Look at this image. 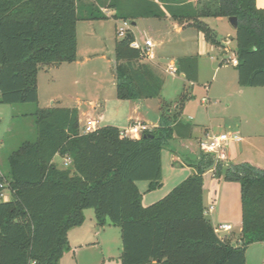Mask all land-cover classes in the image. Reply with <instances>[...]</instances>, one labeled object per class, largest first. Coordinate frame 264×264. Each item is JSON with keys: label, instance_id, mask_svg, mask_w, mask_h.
<instances>
[{"label": "trees", "instance_id": "obj_1", "mask_svg": "<svg viewBox=\"0 0 264 264\" xmlns=\"http://www.w3.org/2000/svg\"><path fill=\"white\" fill-rule=\"evenodd\" d=\"M112 13L108 15L107 13ZM169 18L191 24L220 47L207 18H236V70L241 87L264 88V8L256 0H0V103L36 106L37 137L9 156L0 176V264H59L70 249L68 232L94 210L97 225L121 229L120 264H246L251 244L264 243V170L250 162L225 164L200 153L193 176L148 207L137 182L162 185V150L174 137H192L194 125L164 104L160 125L132 139L118 127L82 133L76 108H38L39 70L78 59L80 20ZM133 31L116 41L114 75L121 100L160 98L162 80L138 62ZM199 58H180L186 81L199 79ZM166 109V111H164ZM70 160L63 169L54 163ZM241 184L240 242L223 240L205 214L203 175ZM3 186V187H2ZM9 190L5 201L2 194Z\"/></svg>", "mask_w": 264, "mask_h": 264}, {"label": "rangeland", "instance_id": "obj_2", "mask_svg": "<svg viewBox=\"0 0 264 264\" xmlns=\"http://www.w3.org/2000/svg\"><path fill=\"white\" fill-rule=\"evenodd\" d=\"M83 1L85 3L94 2V0ZM260 3L262 6H259V8H264V0H260ZM108 14L110 15V13ZM217 20L218 23L215 28L217 30V39L221 45H227V49L224 52V49H221V52L219 50L217 54L219 55L220 53H224V57H226V59L230 61V59L235 56V51L237 49L235 40L236 30L231 27L228 19L219 18ZM83 21L85 20H80L78 22L79 26H77L80 45L82 47L84 46L85 48L87 45L86 49H88L89 51L88 54L92 56L91 62L87 65L88 70H90L91 73H99L97 77L91 76L90 80L93 82V84L96 83V85L108 84L110 81H112L114 74L112 67H114L113 64L116 60V41L122 38L118 36L116 32L117 27H119V25L121 24V21L109 18L108 20L103 22L102 32L104 37L106 38V40L103 41L98 40L97 37L91 40V31L90 28H88V23H85ZM170 22L180 24L173 19ZM149 23L158 24V28L160 31H165L169 28L165 24H163L162 21L160 22V20H144L138 23V25L136 26L131 25L130 30L134 31L136 36L144 41L146 40L144 34L148 35V33L150 32L149 27H152V25H149ZM157 33H159V31H157ZM214 48H216V46H214ZM163 49L168 50L162 47L161 50ZM82 53H84L83 50ZM102 55H106L107 58L109 57L108 59L111 60V62L108 63L104 58H101ZM141 57L139 58L138 62L148 65L151 68L147 58ZM198 58L200 60V57ZM200 62V67L202 68V80L199 82L200 85H197L195 87V96L191 99L192 105H200L202 97L207 96V93L205 91L206 88L210 87V85L212 84V94H215L217 97H222V99L224 98L223 104L221 103L213 107L211 113V120L213 122L211 125L212 131L215 135H219L222 133L228 134L229 132H232V134H234L233 132H235V129H230L229 124H232L234 126L236 124V118L238 121H242L243 132H241V136L245 138L247 143H232L227 153L229 154L230 159L234 161L236 160L235 162H241V160L251 157L256 161L263 163L262 165H264V88L250 87L245 90L246 92L243 96H241L237 92L236 94L232 93V96H228L229 92H234L233 87L236 86L238 89H240L241 87L240 84H238V73L236 67L231 64V61L227 65L223 64V66H226L224 67L226 69H222V71L215 77V79L211 80L212 71L210 66L216 67V63H213V61L210 60L209 56L202 57V60ZM45 67L46 66H44V68ZM162 67L165 68L166 65L162 64ZM160 72L161 73H159L158 76L160 78L162 76L164 77V81L166 80V87L165 89L163 88L164 90L161 93L159 99H150V104L153 105L155 103L157 105V108H159V103V106L163 110L165 108L164 104L166 103L169 105V108L167 109H170L172 111L174 110L176 103L173 102L171 104L170 102L172 99H175L178 102L181 100L182 96L184 95H182L183 87L181 90L177 91V87L175 85H171L168 82L172 81L170 75L167 74L165 70H160ZM43 73L44 72H42V75ZM228 77L231 81L226 84V80ZM47 83L49 84V86H51V88L55 87L53 85V81L51 80L45 83L42 82V87L40 88L41 100L37 105V107L41 109L52 106L51 101L45 103V100L43 99L45 94H47L48 92V89L44 88V85ZM58 86H56V88ZM188 87V90H191V87ZM73 89L72 91L74 92ZM61 92L63 94L59 95L58 97L59 100L62 101V98H66L65 96H67V93L64 92V89H61L60 93ZM65 103L66 102H62L61 105H66ZM35 107L36 106L32 104L25 103L20 105H4L0 103V176L3 175L7 177L10 174L9 156L11 155V153L22 146L25 141H34L36 139L37 126L35 124V117L32 115V113L36 109ZM207 108H210L209 104L204 105V109ZM164 111H166V109ZM223 119L225 122H222ZM192 122L193 120L191 121V123ZM202 129L203 128L201 126L196 125L190 139L183 140L179 138H173L172 140L168 141V144H166V146H164L161 155V186L156 187L153 190H149L150 182H137L138 185L145 184V189H143V185H140L142 189L140 193L142 195V198H145L143 202L144 207L156 204V202L165 198V196H167L176 186L187 180L188 177L193 176L195 170L190 166L183 165L181 162L176 161L175 158L182 160L184 163H188V161H194V156H198L200 154V138L203 140L206 138L202 135ZM250 142L252 144H250ZM190 152L193 153L190 154ZM54 163H56L61 169L65 167L64 159H62L60 156H57L54 159ZM203 178V189L205 194H208L210 191L212 193L218 191V195L220 194L218 202L213 203L215 204V211L214 213L210 214V220H213L216 225H218L219 223L228 222L229 225L233 226V232L236 233L237 237H239L241 234L240 228L243 216L241 206L242 195L240 182L226 181L224 177L213 176L212 173L209 172L204 174ZM9 198L10 192L9 190H5L3 199L5 201H8ZM85 216L87 218H93L96 222L93 209H87L85 211ZM103 227L104 231H102L103 233L101 234L100 238V248L99 246H97L90 248L89 250H84L81 253V263H86L85 260L88 259L91 261L88 264H95L96 261L99 262V260H101L100 258L104 254L106 257L114 258L111 261L108 260L105 264H120V257L123 247L121 229L113 225ZM101 228L102 226L100 227V229ZM224 235L225 233H220V236L223 237ZM257 246L259 245H254L251 248H257ZM251 248L250 250H252ZM254 256L255 255L250 251L247 258V264H262V262H264L263 251H261V257Z\"/></svg>", "mask_w": 264, "mask_h": 264}, {"label": "crops", "instance_id": "obj_3", "mask_svg": "<svg viewBox=\"0 0 264 264\" xmlns=\"http://www.w3.org/2000/svg\"><path fill=\"white\" fill-rule=\"evenodd\" d=\"M257 6H262L260 3V0H256ZM112 14V13H111ZM219 18H207L203 20V22L208 25L211 29L215 30L217 33V30L215 29L218 23ZM228 19V18H226ZM108 20V19H106ZM103 19H96V20H85L83 22L88 23V28H90L91 31V40L95 39L97 37L98 40H106V38L103 35L102 29H103V22L106 21ZM144 20H160L163 24H165L168 28V30H159L158 24H150L152 27H149V33L148 35L144 34V37L146 40H151L154 43V47L152 48V55L151 57H146L148 60V63L150 64L151 68L155 71V73L158 75L160 70H165L167 74L170 75L172 78V81H168L171 85H175L177 87V91L181 90L183 87V94L189 95L190 99L186 101L184 104V107L181 109L180 116L181 119L184 122L191 123L194 125L193 132L195 130V126H201L202 129V135L204 137H208L210 135H215L214 132L211 129L212 120H211V113L213 110V107L219 104L224 103V98L217 97L215 94H212V84L210 87L206 88V97H202V100L200 102V105H192V98L195 96L194 92L196 91L195 87L197 85H200L199 82L202 80V68L201 60L202 57L209 56L210 60L213 61V63H216V67H211L212 71V79L214 80L215 77L222 71V69H226L223 66V64H229L230 61L224 57V53L217 54L218 51L221 49H224L223 52L227 49V45H221L220 47L214 48V46L207 42L205 39V36L196 29L195 26L191 24H177L172 23L171 18L168 16L164 18H152V19H137L135 22V26L138 25L141 21ZM170 22V23H168ZM229 22V20H228ZM230 23V22H229ZM79 26V23L78 25ZM232 27V26H231ZM96 28V29H94ZM236 30V29H235ZM159 31V33H157ZM167 31V32H166ZM134 32V31H133ZM77 33H78V27H77ZM135 34V32H134ZM135 38L138 41H142V39L138 38L135 34ZM234 39V38H231ZM165 48L168 50H161V48ZM87 48V45H86ZM84 46L82 47L80 45L79 40V33H78V59L74 63H63L56 66H47L42 67L41 70H39L38 75V89H39V103L41 100V87L42 82H49L50 80L53 81L52 86L54 88H51L49 84H45L44 88L48 89L47 94L44 96L45 103L51 101L52 106H58V107H67V108H76L79 113V124L81 127L86 126L89 122H95V129H99L100 127H118L122 131L127 130L131 125L140 123L145 124L149 126L152 130L154 128L158 127L160 125V117L162 114V109L159 106L154 103L153 105L150 104V99H135V100H121L117 98V87H116V80L115 75L113 74V79L108 84H93V82L90 80L92 77H97L99 75L98 72H90L88 70L87 65L91 62V57L88 53V49H86ZM89 48V47H88ZM84 53H82V50ZM191 56H198L200 57L199 60V79L198 82L192 83L186 81L183 74H180L177 72V74L171 73V68L177 67V61L180 58H190ZM101 58H104L108 63L111 62L107 58L106 55H102ZM145 58V57H141ZM236 58V52L235 56L232 59ZM162 64L166 65L165 68L162 67ZM232 64V63H231ZM114 67L116 66V60L114 61ZM233 65V64H232ZM236 67L235 65H233ZM114 67H112L114 72ZM42 72L43 75H42ZM236 74V73H235ZM47 77V78H46ZM233 79V78H232ZM162 82V90L166 87V80L164 81V77H161ZM234 80V79H233ZM232 80V81H233ZM230 78L228 77L226 80V84L230 82ZM198 83V84H197ZM59 85V86H58ZM56 86H58L56 88ZM188 86L191 87V90H188ZM74 88V89H73ZM164 88V89H163ZM242 88V89H241ZM250 87H240L238 89L236 86L233 87L234 92H229L228 96H232V93L240 94L243 96L245 94V90ZM64 89V92L67 93L65 96L66 98H62V101L59 100V95H62L63 93H60V90ZM74 90V92L72 91ZM231 89V88H230ZM231 90V91H233ZM250 91V90H248ZM69 92V93H68ZM227 96V97H228ZM229 98V97H228ZM159 99V98H157ZM207 99V100H205ZM43 100V101H44ZM62 102H66V105H61ZM176 103V106L174 110L171 111V114L174 113L175 109L178 108V101L175 99L171 100L172 103ZM210 105V108L204 109V105L207 104ZM239 119V118H238ZM226 120V119H225ZM236 124L233 126L232 124H229L230 129H235V132H233L236 135H239L241 138V142L236 141H230L229 145L227 147V150L225 152V157L227 159V162L230 164H239L244 162H250L253 165L261 168L264 170L263 163H260L259 161H256L255 159L248 157L244 160H241V162H235L234 160L230 159L229 154L227 151L229 150V147L232 143L237 144H244L247 143L245 138L241 136L242 130V121H238L237 118L235 119ZM222 122H225L224 119ZM232 131V130H231ZM232 133V132H231ZM224 134V133H222ZM139 138V137H136ZM132 138V139H136ZM177 138V137H174ZM188 140V139H187ZM200 140H202L200 138ZM199 140V141H200ZM250 144H252L250 142ZM189 149V148H187ZM193 152H190L192 154ZM176 161L181 162L183 165H188V163H184L182 160H179L178 158H175ZM210 173V172H209ZM213 184V183H212ZM139 184V190L141 191V187ZM145 185V184H144ZM143 185V189H145V186ZM212 188V186H211ZM220 195V194H219ZM218 195V191L215 193H212L211 191L208 194H205L206 196V210L205 214L209 217L210 214H207V209L210 205H212L214 202H218L220 196ZM145 198L143 199L144 202ZM152 202V201H149ZM144 205V203H143ZM214 210L215 211V204ZM86 218V221L83 223L82 226L74 228L68 232L69 237V245L70 249L65 252V256L62 258L59 264H88L91 261L85 260L86 263H81V253L84 250H89L90 248L101 246V234L104 231V227H102L101 230L100 227L97 225V221L95 222L93 218ZM89 222V223H88ZM213 223V226L215 227L216 224L211 220ZM242 223V222H241ZM219 224H229L228 222L219 223ZM112 226V225H106ZM241 229V228H240ZM101 230V232H100ZM219 237L223 240H233V243H239L240 242V236L237 237L236 233L233 232V228L230 232H226L225 235L222 237L220 234H218ZM254 245H259L257 248H251ZM250 248L252 250H250ZM253 253L256 257H261V251L264 252V243H254L251 244L247 249V255H246V264H247V258L249 255V252ZM101 260L96 261L95 264H105L108 260L111 261L114 258L106 257L104 254L100 258ZM92 264V263H91ZM264 264V262H262Z\"/></svg>", "mask_w": 264, "mask_h": 264}, {"label": "built area", "instance_id": "obj_4", "mask_svg": "<svg viewBox=\"0 0 264 264\" xmlns=\"http://www.w3.org/2000/svg\"><path fill=\"white\" fill-rule=\"evenodd\" d=\"M109 13V12H108ZM107 13V14H108ZM109 15V14H108ZM111 15V13H110ZM131 29V23L129 21L121 20V24L119 27H117V34L118 36L124 38L128 35L129 31ZM132 49H137L141 51V54L143 57H151L154 43L151 40H144L143 42L138 41L136 38L134 42L130 45ZM231 63L233 65H237L238 61L237 58L231 59ZM176 68H171L172 74H177ZM95 122H89L86 126L82 127V133H90L95 131ZM152 130L149 126L145 124L136 123L131 125L127 130L123 131L122 134L126 137L130 138H136L140 137L143 132ZM230 141H236L241 142V138L239 135L232 134V133H224L219 135H210L204 140H200L199 142V150L200 153L208 155L216 160V162H227V159L225 157V152L227 150V147L229 145ZM65 165L70 164V160L66 159L64 161ZM226 165L228 163H225ZM210 173H212L213 176H215L216 169H211ZM3 187V186H2ZM4 197V193L2 194V198ZM214 210V205H210L207 209V214H212ZM233 226L229 224H218L215 226V232L220 233H226L230 232L232 230Z\"/></svg>", "mask_w": 264, "mask_h": 264}, {"label": "water", "instance_id": "obj_5", "mask_svg": "<svg viewBox=\"0 0 264 264\" xmlns=\"http://www.w3.org/2000/svg\"><path fill=\"white\" fill-rule=\"evenodd\" d=\"M228 20H229L230 25L232 26V28L237 30V26H238L237 19L233 18V17H230V18H228ZM233 246H236V244L233 243Z\"/></svg>", "mask_w": 264, "mask_h": 264}]
</instances>
